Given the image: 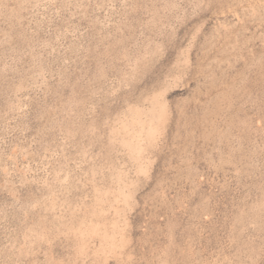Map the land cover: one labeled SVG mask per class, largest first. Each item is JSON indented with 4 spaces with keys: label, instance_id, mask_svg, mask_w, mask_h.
Segmentation results:
<instances>
[{
    "label": "rangeland",
    "instance_id": "obj_1",
    "mask_svg": "<svg viewBox=\"0 0 264 264\" xmlns=\"http://www.w3.org/2000/svg\"><path fill=\"white\" fill-rule=\"evenodd\" d=\"M0 264H264V0H0Z\"/></svg>",
    "mask_w": 264,
    "mask_h": 264
}]
</instances>
